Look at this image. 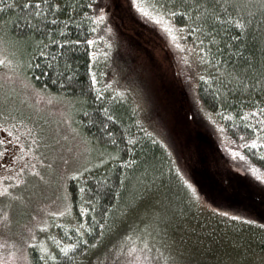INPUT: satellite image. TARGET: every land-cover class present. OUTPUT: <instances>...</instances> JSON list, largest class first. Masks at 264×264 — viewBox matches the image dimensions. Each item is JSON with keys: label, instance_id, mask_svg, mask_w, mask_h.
I'll list each match as a JSON object with an SVG mask.
<instances>
[{"label": "trees", "instance_id": "1", "mask_svg": "<svg viewBox=\"0 0 264 264\" xmlns=\"http://www.w3.org/2000/svg\"><path fill=\"white\" fill-rule=\"evenodd\" d=\"M115 1L0 0V42L20 48L34 89L72 103L89 147L64 181L63 215L26 247L28 263L116 264L131 251L144 264H264V217L214 204L190 177ZM138 2L144 11L129 0V13L163 41L198 137L264 193V0Z\"/></svg>", "mask_w": 264, "mask_h": 264}, {"label": "rangeland", "instance_id": "2", "mask_svg": "<svg viewBox=\"0 0 264 264\" xmlns=\"http://www.w3.org/2000/svg\"><path fill=\"white\" fill-rule=\"evenodd\" d=\"M115 2L116 23L152 65L170 112L173 136L189 152L190 177L214 204L264 217V193L198 137L202 129L192 125L181 107L184 96L161 38L131 17L129 0ZM16 50L13 41L1 40L0 264H29L26 247L39 227L64 210V181L81 168L89 149L74 132L72 103L34 89L22 75V53ZM183 140L191 146L184 147ZM132 256L133 252L125 251L116 264H144L141 257Z\"/></svg>", "mask_w": 264, "mask_h": 264}, {"label": "snow or ice", "instance_id": "3", "mask_svg": "<svg viewBox=\"0 0 264 264\" xmlns=\"http://www.w3.org/2000/svg\"><path fill=\"white\" fill-rule=\"evenodd\" d=\"M134 6L137 7V8H139L141 11H144L142 5L138 2V0H134ZM97 19H100V17H97ZM152 19H156V17L155 16H152ZM237 24H239V21H237ZM169 35H173L174 36V34L171 32V30H169ZM88 43L91 44L92 41L89 40ZM95 82H96L95 81V77H93V83H95ZM252 143L255 144V141H252ZM84 211H87V209H85ZM54 215L60 216V215H63V213L57 212V213H54ZM225 215H228V214L225 213ZM237 218H239V217H237ZM42 227H44V226L42 225ZM77 231H79V229H77ZM70 247H72V245H67L66 246V248H70ZM66 248L65 249H62V250H66ZM52 259H55V257H52Z\"/></svg>", "mask_w": 264, "mask_h": 264}]
</instances>
